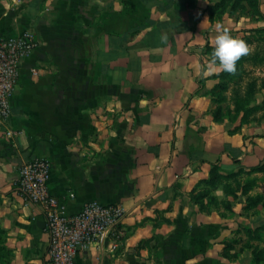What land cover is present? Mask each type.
<instances>
[{"label":"crops","instance_id":"0c3cea01","mask_svg":"<svg viewBox=\"0 0 264 264\" xmlns=\"http://www.w3.org/2000/svg\"><path fill=\"white\" fill-rule=\"evenodd\" d=\"M218 27L201 0H0V35L31 29L38 43L0 125V264L49 261L44 212L14 186L35 158L52 162L49 191L70 214L124 210L77 264L251 262L264 234L246 232L264 230L263 209L224 190L197 200L214 167L245 181L264 166V96L260 121L213 115Z\"/></svg>","mask_w":264,"mask_h":264},{"label":"built area","instance_id":"2783aa9c","mask_svg":"<svg viewBox=\"0 0 264 264\" xmlns=\"http://www.w3.org/2000/svg\"><path fill=\"white\" fill-rule=\"evenodd\" d=\"M38 46L31 29L16 37L0 35V125L7 126L12 115V98L16 92L22 62ZM11 136L12 131L6 130ZM53 165L50 159L35 158L23 164L14 182L26 204L39 205L46 220L49 236L48 264H77L76 256L93 243L101 242L113 232L124 216L118 205L93 201L76 214L49 191ZM70 198L74 194L69 195Z\"/></svg>","mask_w":264,"mask_h":264},{"label":"rangeland","instance_id":"374dc122","mask_svg":"<svg viewBox=\"0 0 264 264\" xmlns=\"http://www.w3.org/2000/svg\"><path fill=\"white\" fill-rule=\"evenodd\" d=\"M189 1L192 3L196 0ZM201 1L205 2L206 10L209 13L212 12L213 21L228 28L232 35L245 40L250 47L249 53L242 56L239 70L224 77L223 82L226 84V89H219L218 97H214L217 98V101L215 100L213 115L215 119L217 117L219 121L225 122L231 127L260 121L257 113L262 106L257 105V98L259 94L262 98L264 96L262 92L264 89V0ZM216 64L218 65V62ZM261 168L259 171L261 177L251 179L250 175L245 181L242 179L232 180L233 178L229 180L230 177L237 176L235 173L228 175L220 173L223 179L218 182L216 188H210V190L211 192L224 190L225 193H231L234 204L244 201L243 204L247 210L260 206L264 212V190H254L253 188V186H257L264 189V166ZM258 182H261V186ZM251 191H257V193L252 194ZM236 192H240L239 195ZM252 199L256 200L254 205L251 204ZM251 210L248 212L250 213ZM257 230L255 229L253 232L249 229L246 233L251 238L259 233L260 239H262L264 230L261 232H257ZM253 233L254 235H252ZM245 240L252 239L247 237ZM246 248L253 256L251 262L246 264H264L263 245L251 244ZM241 251L243 248L236 249L234 254L239 255Z\"/></svg>","mask_w":264,"mask_h":264},{"label":"clouds","instance_id":"9594fccd","mask_svg":"<svg viewBox=\"0 0 264 264\" xmlns=\"http://www.w3.org/2000/svg\"><path fill=\"white\" fill-rule=\"evenodd\" d=\"M216 31L212 62H218L223 71L233 73L236 71L237 61L249 53L250 47L245 40L232 35L228 29L218 27Z\"/></svg>","mask_w":264,"mask_h":264},{"label":"trees","instance_id":"16d2710c","mask_svg":"<svg viewBox=\"0 0 264 264\" xmlns=\"http://www.w3.org/2000/svg\"><path fill=\"white\" fill-rule=\"evenodd\" d=\"M210 14V17H211V19L213 20V14H212V12H210L209 13ZM208 49L210 50V51H213V49H214V47H208ZM241 60H242V57L237 61V67H236V70H239V67H240V63H241ZM229 74V72H225V71H223V72H221L217 77L218 78H220L222 81L216 86V88L214 89V91H213V95H214V97H218L217 95H218V93H219V89L220 90H223V89H226V84H224V82H223V79H224V77L226 76V75H228ZM253 87V86H252ZM218 91V92H217ZM221 98V97H220ZM219 98V101L221 100ZM217 98H214V100H216ZM217 101V100H216ZM243 106H244V104H243ZM242 106V107H243ZM215 120H218L217 119V117H216V119ZM262 168L260 167V168H256V169H254L253 171H256V172H258V171H260ZM221 170H220V168L219 167H214V169H213V171H212V174H211V176H210V178L208 179V180H205V181H203L201 184H200V186H203L202 187V190L200 191V193L198 194V196H197V200H199V199H201V198H203L204 196H206L208 193H210L211 192V190H210V188L212 189V188H216L218 185V182L220 181V180H222L223 179V176H221V172H220ZM208 188H209V190H208ZM256 203V200L255 199H252V202H251V204L252 205H254ZM261 229H264V225L262 226V228Z\"/></svg>","mask_w":264,"mask_h":264}]
</instances>
